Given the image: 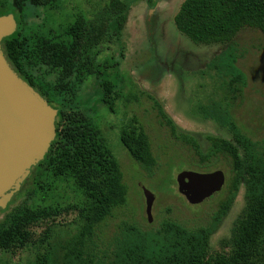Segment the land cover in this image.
<instances>
[{"label": "trees", "instance_id": "trees-1", "mask_svg": "<svg viewBox=\"0 0 264 264\" xmlns=\"http://www.w3.org/2000/svg\"><path fill=\"white\" fill-rule=\"evenodd\" d=\"M58 0H0V16L19 14L15 32L1 41L4 56L17 75L48 105L57 110L56 135L44 158L11 201L23 198L0 219V253L14 255L33 249L29 264H264V138L252 140L234 122L233 102L246 87V76L238 68L234 39L243 29L264 36V0H184L174 16L179 33L195 44H221L224 49L206 65L216 79L206 103L197 104L195 114L211 121L230 139L206 136L207 147L180 132L162 106L153 98L162 124L192 149L199 169H211L223 159L228 177L223 198L210 221L188 228L171 218L145 228L124 221L107 241L98 240L96 230L126 203L127 187L117 157L107 146L101 130L80 106L81 88L89 78L97 79L100 101L114 111L120 98L115 84L101 79L98 68L103 51L116 46L124 59L123 31L132 2L108 0L90 18L76 14L60 34L32 31L22 19L31 8L56 7ZM156 2H154L155 6ZM220 94V95H217ZM119 132V141L129 156L152 175L156 159L149 138L135 117ZM30 183L31 190L26 185ZM59 185L74 194L71 203L54 198ZM243 187L244 209L234 222L222 251L210 253L209 241L231 209ZM75 214L70 226L56 223L62 215ZM56 225H59L56 227ZM63 226V227H62ZM42 228L37 233L36 229ZM0 264H11L1 260Z\"/></svg>", "mask_w": 264, "mask_h": 264}, {"label": "rangeland", "instance_id": "rangeland-1", "mask_svg": "<svg viewBox=\"0 0 264 264\" xmlns=\"http://www.w3.org/2000/svg\"><path fill=\"white\" fill-rule=\"evenodd\" d=\"M127 1L132 2V6L122 37L124 59L119 61L117 47L110 46L98 60L110 66L107 71L98 68L101 73L99 77L111 80L120 95L115 101L114 111H109L100 101L97 79L89 78L79 92L81 108L99 127L107 146L117 157L123 183L127 187L126 206L113 210L111 217L97 228L100 241L111 238L117 226L124 221L149 228L158 226L163 218H171L188 228L204 226L223 198L228 177V165L223 159L215 161L213 168L203 171L194 165L197 159L192 149L162 124L151 99L162 106L180 132L194 137L203 150L207 147L206 136L230 139L226 131L211 121L202 120L194 112L197 104L206 103L216 92V79L212 72L206 70V65L224 49V45L195 44L177 31L173 19L184 0ZM107 2L58 0L55 8H31L28 15L22 13V19L32 31L60 34L73 21L74 15L80 13L90 18ZM15 15L19 21V14L15 12ZM234 42L240 55L237 66L246 76V87L229 110L234 122L248 137L260 140L264 138V36L258 30L247 28L237 34ZM131 117L138 120L149 138L151 152L156 159L152 175H148L129 156L119 141V132ZM215 170L222 171L225 183L222 192L213 201L190 204L178 192L177 179L182 173ZM26 187L33 190L30 183ZM143 190L155 197L151 222L147 220ZM243 193L241 186L231 209L211 236V254L222 251V243L229 240L233 224L244 209ZM15 194L3 210L8 208ZM57 195L65 203L75 201L74 194L63 185H59L53 193L56 199ZM22 198L15 199L10 207ZM2 216L0 214V219ZM75 217L74 213L62 215L56 223L70 226ZM41 230L36 229L37 233ZM35 252L26 249L14 255L0 253V259L11 264H29Z\"/></svg>", "mask_w": 264, "mask_h": 264}, {"label": "water", "instance_id": "water-1", "mask_svg": "<svg viewBox=\"0 0 264 264\" xmlns=\"http://www.w3.org/2000/svg\"><path fill=\"white\" fill-rule=\"evenodd\" d=\"M16 30L12 14L0 16V209L47 153L55 138L57 110L23 81L7 62L1 41ZM225 178L220 170L182 173L178 192L190 204L213 201L220 195ZM145 212L151 222L154 195L143 190Z\"/></svg>", "mask_w": 264, "mask_h": 264}]
</instances>
